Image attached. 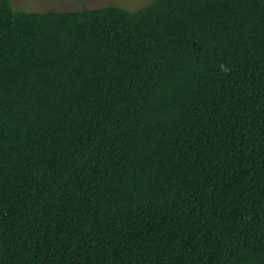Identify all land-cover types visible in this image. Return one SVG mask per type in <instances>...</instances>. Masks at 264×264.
<instances>
[{
  "label": "trees",
  "instance_id": "16d2710c",
  "mask_svg": "<svg viewBox=\"0 0 264 264\" xmlns=\"http://www.w3.org/2000/svg\"><path fill=\"white\" fill-rule=\"evenodd\" d=\"M0 264H264V0H0Z\"/></svg>",
  "mask_w": 264,
  "mask_h": 264
},
{
  "label": "rangeland",
  "instance_id": "374dc122",
  "mask_svg": "<svg viewBox=\"0 0 264 264\" xmlns=\"http://www.w3.org/2000/svg\"><path fill=\"white\" fill-rule=\"evenodd\" d=\"M153 0H10L13 9L17 12L43 13L48 11L68 12L82 9H97L114 6L130 12L140 10Z\"/></svg>",
  "mask_w": 264,
  "mask_h": 264
},
{
  "label": "snow or ice",
  "instance_id": "6c2138e0",
  "mask_svg": "<svg viewBox=\"0 0 264 264\" xmlns=\"http://www.w3.org/2000/svg\"><path fill=\"white\" fill-rule=\"evenodd\" d=\"M72 2H79V0H72Z\"/></svg>",
  "mask_w": 264,
  "mask_h": 264
}]
</instances>
